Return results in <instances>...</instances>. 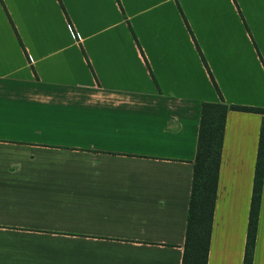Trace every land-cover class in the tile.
Wrapping results in <instances>:
<instances>
[{
	"label": "crops",
	"instance_id": "1",
	"mask_svg": "<svg viewBox=\"0 0 264 264\" xmlns=\"http://www.w3.org/2000/svg\"><path fill=\"white\" fill-rule=\"evenodd\" d=\"M118 2L0 0V264H181L219 101L195 44L226 104L264 109V0ZM261 120L226 115L207 264L243 263Z\"/></svg>",
	"mask_w": 264,
	"mask_h": 264
},
{
	"label": "trees",
	"instance_id": "2",
	"mask_svg": "<svg viewBox=\"0 0 264 264\" xmlns=\"http://www.w3.org/2000/svg\"><path fill=\"white\" fill-rule=\"evenodd\" d=\"M116 2L119 3L118 0ZM61 8L63 9L62 5ZM131 34L136 41L132 30ZM195 46L219 101L201 104L181 264H207L224 124L229 111L262 116L242 263L252 264L264 173V109L226 104L198 46L196 44Z\"/></svg>",
	"mask_w": 264,
	"mask_h": 264
}]
</instances>
